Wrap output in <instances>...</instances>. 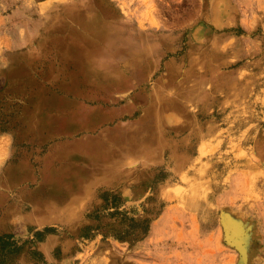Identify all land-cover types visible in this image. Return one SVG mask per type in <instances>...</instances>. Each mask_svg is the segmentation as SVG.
<instances>
[{
  "label": "rangeland",
  "instance_id": "374dc122",
  "mask_svg": "<svg viewBox=\"0 0 264 264\" xmlns=\"http://www.w3.org/2000/svg\"><path fill=\"white\" fill-rule=\"evenodd\" d=\"M0 238L264 264V0H0Z\"/></svg>",
  "mask_w": 264,
  "mask_h": 264
},
{
  "label": "trees",
  "instance_id": "16d2710c",
  "mask_svg": "<svg viewBox=\"0 0 264 264\" xmlns=\"http://www.w3.org/2000/svg\"><path fill=\"white\" fill-rule=\"evenodd\" d=\"M10 237V236H9ZM0 240H1V238H0Z\"/></svg>",
  "mask_w": 264,
  "mask_h": 264
}]
</instances>
